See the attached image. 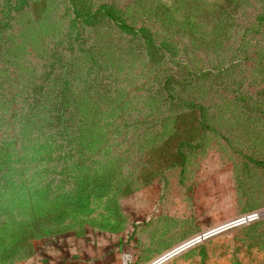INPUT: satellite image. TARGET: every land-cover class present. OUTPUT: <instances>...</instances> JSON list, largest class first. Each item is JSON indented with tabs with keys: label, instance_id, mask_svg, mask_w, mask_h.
<instances>
[{
	"label": "rangeland",
	"instance_id": "rangeland-1",
	"mask_svg": "<svg viewBox=\"0 0 264 264\" xmlns=\"http://www.w3.org/2000/svg\"><path fill=\"white\" fill-rule=\"evenodd\" d=\"M83 4L163 48L0 0V264L90 235L131 264L199 236L162 264H264V0Z\"/></svg>",
	"mask_w": 264,
	"mask_h": 264
},
{
	"label": "crops",
	"instance_id": "crops-1",
	"mask_svg": "<svg viewBox=\"0 0 264 264\" xmlns=\"http://www.w3.org/2000/svg\"><path fill=\"white\" fill-rule=\"evenodd\" d=\"M124 239L102 235L41 244L25 264H120Z\"/></svg>",
	"mask_w": 264,
	"mask_h": 264
},
{
	"label": "trees",
	"instance_id": "trees-1",
	"mask_svg": "<svg viewBox=\"0 0 264 264\" xmlns=\"http://www.w3.org/2000/svg\"><path fill=\"white\" fill-rule=\"evenodd\" d=\"M69 4L75 19L80 20L84 24L92 25L97 23L102 18H107L111 20L121 31L139 36L146 45V51L149 58L152 61L158 60V51H161L163 47L154 42L147 29L136 28L127 24L112 6L103 4L90 11L85 8L83 0H69ZM263 19L264 11L257 19L258 23H262Z\"/></svg>",
	"mask_w": 264,
	"mask_h": 264
},
{
	"label": "built area",
	"instance_id": "built-area-1",
	"mask_svg": "<svg viewBox=\"0 0 264 264\" xmlns=\"http://www.w3.org/2000/svg\"><path fill=\"white\" fill-rule=\"evenodd\" d=\"M251 217H253V216L251 215V216H248L247 218L250 219ZM202 237H204V235ZM198 239L200 240V236L197 239H195V240H193V241L185 244L184 246H186V245H188L190 243H193V242H195ZM184 246H182V247H184ZM182 247H180L178 249H181ZM132 260H133L132 254L131 253H128V252H124L121 255V262H120V264H131L132 263Z\"/></svg>",
	"mask_w": 264,
	"mask_h": 264
},
{
	"label": "water",
	"instance_id": "water-1",
	"mask_svg": "<svg viewBox=\"0 0 264 264\" xmlns=\"http://www.w3.org/2000/svg\"><path fill=\"white\" fill-rule=\"evenodd\" d=\"M260 213H264V210L260 211ZM179 250L180 249H178V248L177 249L174 248L171 251L166 252L165 254H163L162 256H160L159 258H157L155 261H153L150 264H162L165 260H167L168 258L173 256Z\"/></svg>",
	"mask_w": 264,
	"mask_h": 264
}]
</instances>
